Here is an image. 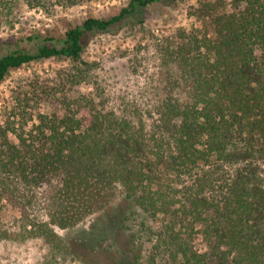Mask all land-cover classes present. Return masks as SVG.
Listing matches in <instances>:
<instances>
[{
	"label": "trees",
	"instance_id": "16d2710c",
	"mask_svg": "<svg viewBox=\"0 0 264 264\" xmlns=\"http://www.w3.org/2000/svg\"><path fill=\"white\" fill-rule=\"evenodd\" d=\"M83 1L0 0V23L13 26L20 4ZM173 1L129 0L0 54V84L32 61L66 62L0 124V242L43 240L34 264H264V0H196L191 25L157 37L152 60L112 67L134 88L115 106L72 94L93 85L91 35Z\"/></svg>",
	"mask_w": 264,
	"mask_h": 264
},
{
	"label": "rangeland",
	"instance_id": "374dc122",
	"mask_svg": "<svg viewBox=\"0 0 264 264\" xmlns=\"http://www.w3.org/2000/svg\"><path fill=\"white\" fill-rule=\"evenodd\" d=\"M129 0H85L69 7L52 6L50 10L28 8L20 4L17 21L13 26L0 23V54L7 46L15 47L19 40L37 34L59 37L69 28L81 23L87 17H109L120 11ZM196 0H176L163 2L144 10L143 15L132 21L114 26L110 31L91 35L86 43L83 58L94 63L87 87H77L72 94L94 91L99 98L108 101L110 108L116 105V95L128 83L133 88V81L118 79L111 75L112 67H121L123 62L134 57L145 56L152 60L155 54L154 42L162 34H171L178 27L191 25L190 8ZM26 42V41H24ZM66 62L50 58L32 61L20 68L11 70L0 84V124L5 123L11 104L24 91H30L33 85H43L45 79L52 80ZM134 89V88H133ZM43 109L39 103L30 101L27 110L34 112ZM11 120V118H10ZM18 213L8 206H3L2 222L13 223ZM11 223V225H12ZM47 252V245L41 239H20L14 242H0V259L3 264H34L35 260ZM73 264H81L75 261Z\"/></svg>",
	"mask_w": 264,
	"mask_h": 264
}]
</instances>
